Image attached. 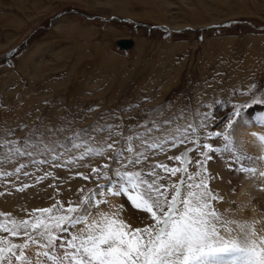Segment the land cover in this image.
I'll use <instances>...</instances> for the list:
<instances>
[{
    "label": "rangeland",
    "instance_id": "rangeland-1",
    "mask_svg": "<svg viewBox=\"0 0 264 264\" xmlns=\"http://www.w3.org/2000/svg\"><path fill=\"white\" fill-rule=\"evenodd\" d=\"M6 22L12 24L8 29ZM121 38L136 45L120 50ZM254 98H264V0H0V212L27 219L34 209L57 200L77 203L107 184L77 173L111 164L115 152L83 159V149L64 152L77 134L76 143L116 141V149L132 137L139 152L145 145L138 137L160 142L191 124L197 127L192 138L205 142L206 132H223L239 107L246 120L234 123L231 145L208 165L217 177L210 186L223 197L216 208L238 223L237 209L251 210L239 195L253 178L240 168H261L249 139L264 135V127L253 126L264 103L254 104ZM206 142L222 149L225 144L222 138ZM13 143L31 155L16 153ZM193 147L165 144L137 169L174 165L168 156ZM189 156L194 172L198 154ZM21 164L26 167L16 173ZM24 185L29 187L17 191ZM117 199L125 209L131 206ZM36 251L27 250L34 264Z\"/></svg>",
    "mask_w": 264,
    "mask_h": 264
},
{
    "label": "snow or ice",
    "instance_id": "snow-or-ice-1",
    "mask_svg": "<svg viewBox=\"0 0 264 264\" xmlns=\"http://www.w3.org/2000/svg\"><path fill=\"white\" fill-rule=\"evenodd\" d=\"M253 103H264V98H254ZM245 115L241 108H234L225 122V130L206 132L205 142H201L199 135L192 138L197 127L191 124L160 142L138 137L145 145L139 152L132 146V137H128L124 148L116 149V141L104 142L99 147L88 146V142L76 143L80 138L77 134L63 145L64 152L70 147L83 149L79 159L115 152L108 157L111 164L93 167L87 175L77 173L86 181L103 179L107 184L98 185V192H91L77 203L68 201L65 206L57 200L51 207L34 209L27 219L17 220L10 213L0 212V217H4L0 221V233H8L0 235V264H34L33 257L27 255L33 246L37 249L35 264H264V228L258 229L256 221L244 224L228 219L215 206L223 197L210 186L217 177L209 171V162L229 148L230 130ZM256 124L264 127V114L253 126ZM199 127L206 125L201 123ZM253 136L257 147L264 150V135L253 133ZM215 138L223 139V149L206 142ZM189 143L194 147L168 156L174 165L155 162L147 170L137 169L154 152H163L165 144L177 148ZM12 148L22 156L31 155L14 143ZM125 152L129 155L125 156ZM190 152L198 154L194 172L189 171L193 162ZM232 159L241 162L240 156L233 155ZM25 167L21 164L16 173ZM240 171L258 177V184L264 182V167H241ZM177 176L178 179H172ZM26 187L29 186L19 187L17 191L23 192ZM108 197L126 198L142 215L133 223L131 217L124 215V205L110 204ZM101 204H108L109 210L100 211ZM13 237L20 238L21 242H14Z\"/></svg>",
    "mask_w": 264,
    "mask_h": 264
},
{
    "label": "bare ground",
    "instance_id": "bare-ground-1",
    "mask_svg": "<svg viewBox=\"0 0 264 264\" xmlns=\"http://www.w3.org/2000/svg\"><path fill=\"white\" fill-rule=\"evenodd\" d=\"M136 45V42H135ZM134 45V46H135ZM134 48V47H133ZM105 59V58H104ZM106 60V59H105ZM246 120V117H244L241 121ZM250 142V148L253 153L259 154L258 156V163L260 164L261 168L264 167V150H261L260 148L257 147V142L253 140L252 138L249 139ZM258 177L257 178H252L250 181L251 183H254L253 187L249 192L248 188L250 185L239 195V200L240 201H245L247 200L249 204L251 205V210L249 213L242 211L241 209H237L236 216L238 218V223H243V221L247 223H252L253 221H256V227L258 229L264 228V182L257 183ZM231 201V199H228ZM110 204H120L121 202L117 198H112L109 200ZM108 205V204H107ZM109 210V205L108 208L105 209L104 211ZM124 215L126 217H131V220L133 223L136 222L137 220V211L129 206ZM82 227V226H80Z\"/></svg>",
    "mask_w": 264,
    "mask_h": 264
},
{
    "label": "water",
    "instance_id": "water-1",
    "mask_svg": "<svg viewBox=\"0 0 264 264\" xmlns=\"http://www.w3.org/2000/svg\"><path fill=\"white\" fill-rule=\"evenodd\" d=\"M116 45L120 50L129 51L134 47L135 41L131 38H121L116 42Z\"/></svg>",
    "mask_w": 264,
    "mask_h": 264
},
{
    "label": "crops",
    "instance_id": "crops-1",
    "mask_svg": "<svg viewBox=\"0 0 264 264\" xmlns=\"http://www.w3.org/2000/svg\"><path fill=\"white\" fill-rule=\"evenodd\" d=\"M7 18V17H6ZM6 18H5V21H6ZM62 20H64V19H62ZM6 24V28L9 26V27H11L12 26V24L11 23H5ZM8 24V25H7ZM14 25H16V23L14 24ZM8 29V28H7ZM4 45V44H3ZM2 46V45H1ZM25 103V102H24Z\"/></svg>",
    "mask_w": 264,
    "mask_h": 264
}]
</instances>
